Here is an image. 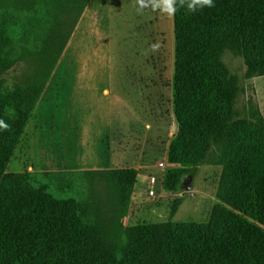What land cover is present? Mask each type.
<instances>
[{
	"label": "trees",
	"instance_id": "obj_1",
	"mask_svg": "<svg viewBox=\"0 0 264 264\" xmlns=\"http://www.w3.org/2000/svg\"><path fill=\"white\" fill-rule=\"evenodd\" d=\"M50 1L34 9L48 14ZM89 1L71 3L83 11ZM0 9L10 10L3 0ZM174 23L179 130L169 162L206 165L226 131L243 129L217 165L209 221L111 219L107 203L115 218L128 214L121 196L132 193L134 169L96 173V181L88 171L9 172L45 82L0 79V264H264V148L251 130L264 116L255 96L242 100L241 79L223 60L230 51L242 58L246 79L264 77V0H174ZM14 50L0 44V76ZM187 171L170 169L164 188L179 192Z\"/></svg>",
	"mask_w": 264,
	"mask_h": 264
},
{
	"label": "rangeland",
	"instance_id": "obj_2",
	"mask_svg": "<svg viewBox=\"0 0 264 264\" xmlns=\"http://www.w3.org/2000/svg\"><path fill=\"white\" fill-rule=\"evenodd\" d=\"M3 1L10 10L0 9V44L15 50L0 79L45 82L8 171H88L96 181V173L108 178L121 169H134L132 193L121 196L128 214L115 218L107 203L111 219L126 226L208 222L218 206L215 172L220 157L243 129L226 131L210 151L193 192L164 188L170 169H194L168 160L179 130L174 110V0H93L85 15L87 8L83 12L71 0H51L48 14L34 9L37 0ZM223 60L241 79L242 100L255 96L264 116V77L246 79L242 58L230 51ZM116 76L128 82L111 84ZM110 86L121 96L110 93ZM251 128L264 148V122Z\"/></svg>",
	"mask_w": 264,
	"mask_h": 264
},
{
	"label": "water",
	"instance_id": "obj_3",
	"mask_svg": "<svg viewBox=\"0 0 264 264\" xmlns=\"http://www.w3.org/2000/svg\"><path fill=\"white\" fill-rule=\"evenodd\" d=\"M201 167L198 166L193 171L184 173L181 176L180 183L178 185V191L181 193L193 192L196 188V181L200 174Z\"/></svg>",
	"mask_w": 264,
	"mask_h": 264
},
{
	"label": "crops",
	"instance_id": "obj_4",
	"mask_svg": "<svg viewBox=\"0 0 264 264\" xmlns=\"http://www.w3.org/2000/svg\"><path fill=\"white\" fill-rule=\"evenodd\" d=\"M92 1H93V0H90V1H89V4H88L87 7H86L87 10L85 11L84 15L88 12L89 7H90V4H91ZM86 8H85V9H86ZM85 9H84V10H85ZM83 12H84V11H83ZM123 82H128V79L126 80V79H124V78H119V77L116 76V80L113 79V80L111 81V84H115V85L117 86L118 84H121V83H123ZM117 87H119V86H117ZM108 90L110 91V93H111V91L113 90L115 93L118 94V96H121V93H120L119 91H117L116 87H114V86H110V87H108ZM120 90H122V89H120Z\"/></svg>",
	"mask_w": 264,
	"mask_h": 264
},
{
	"label": "built area",
	"instance_id": "obj_5",
	"mask_svg": "<svg viewBox=\"0 0 264 264\" xmlns=\"http://www.w3.org/2000/svg\"><path fill=\"white\" fill-rule=\"evenodd\" d=\"M155 182H156V178L153 177V179H152V183L154 184ZM152 187H153V186H152ZM150 193H151V195H154V189H153V188L150 189Z\"/></svg>",
	"mask_w": 264,
	"mask_h": 264
}]
</instances>
